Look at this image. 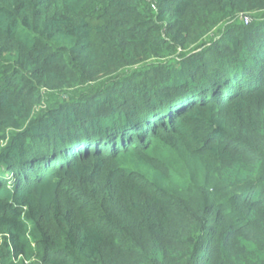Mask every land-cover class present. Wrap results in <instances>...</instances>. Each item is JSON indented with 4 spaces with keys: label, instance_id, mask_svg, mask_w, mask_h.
<instances>
[{
    "label": "trees",
    "instance_id": "obj_1",
    "mask_svg": "<svg viewBox=\"0 0 264 264\" xmlns=\"http://www.w3.org/2000/svg\"><path fill=\"white\" fill-rule=\"evenodd\" d=\"M0 264H264V0H0Z\"/></svg>",
    "mask_w": 264,
    "mask_h": 264
},
{
    "label": "rangeland",
    "instance_id": "obj_2",
    "mask_svg": "<svg viewBox=\"0 0 264 264\" xmlns=\"http://www.w3.org/2000/svg\"><path fill=\"white\" fill-rule=\"evenodd\" d=\"M203 261V259L199 260V262L201 263Z\"/></svg>",
    "mask_w": 264,
    "mask_h": 264
}]
</instances>
